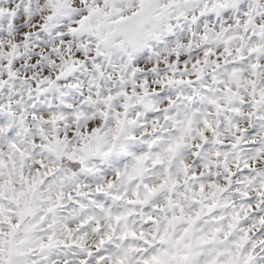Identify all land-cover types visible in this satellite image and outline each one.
I'll use <instances>...</instances> for the list:
<instances>
[{"label": "snow or ice", "instance_id": "obj_1", "mask_svg": "<svg viewBox=\"0 0 264 264\" xmlns=\"http://www.w3.org/2000/svg\"><path fill=\"white\" fill-rule=\"evenodd\" d=\"M0 264H264V0H0Z\"/></svg>", "mask_w": 264, "mask_h": 264}]
</instances>
